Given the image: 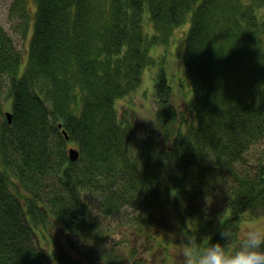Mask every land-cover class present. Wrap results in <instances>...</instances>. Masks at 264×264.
Masks as SVG:
<instances>
[{"label": "trees", "instance_id": "16d2710c", "mask_svg": "<svg viewBox=\"0 0 264 264\" xmlns=\"http://www.w3.org/2000/svg\"><path fill=\"white\" fill-rule=\"evenodd\" d=\"M35 3L26 56L0 25V93L13 101L0 124V264H184L188 240L205 246L221 229L235 247L247 212H264V150L253 152L264 139V0ZM182 26L189 113L171 103L154 53ZM150 66L157 127L140 129L116 101ZM96 211L127 214L153 257L101 245ZM51 228L69 251L41 243Z\"/></svg>", "mask_w": 264, "mask_h": 264}, {"label": "rangeland", "instance_id": "374dc122", "mask_svg": "<svg viewBox=\"0 0 264 264\" xmlns=\"http://www.w3.org/2000/svg\"><path fill=\"white\" fill-rule=\"evenodd\" d=\"M35 0H0V25L4 26L14 39L16 46L26 56L29 48L30 35L32 31L33 11L35 10ZM187 26H182L175 30L172 41L169 46L165 48L162 46L157 52H154L157 58L165 56V65L163 68L169 78V83L172 85L171 103L181 110L189 113V106L192 98V89L189 82L184 78L182 73V51L184 49L185 33ZM29 32V33H28ZM25 59V58H24ZM159 66L147 67L143 74V80L140 86L128 96L117 99L116 106L118 113L122 116L128 114V118L134 123L137 128L143 129L145 127H152L156 129L157 118L156 111L159 108L157 100V92L155 89L156 72ZM8 93L7 88L4 87L1 98H4ZM10 98L4 103V109L12 110L13 105ZM188 115V114H187ZM70 146H77L76 144H68ZM264 150V139L254 146V155L261 154ZM96 214L99 216L100 224L104 232L105 238L102 244L108 246H118L124 252H130L131 246L137 244L139 249L145 252L149 257H153L157 249L151 250L149 244L140 239L136 242L133 237L132 228H126L122 224V219L127 218L128 215L122 213L116 216H104L102 212ZM125 216V217H124ZM264 223V212L257 217H252L249 212L243 218L240 224L239 237L243 234L247 226L252 224ZM47 239L40 238L42 244L47 246V250L51 251L53 246H57L61 250L69 251L70 248L65 242L61 230L56 228L50 229V235ZM239 242V241H238ZM83 250L86 249L84 244ZM149 250H144V249ZM127 255V254H126ZM161 258L159 256L158 260ZM171 259L169 264H173Z\"/></svg>", "mask_w": 264, "mask_h": 264}, {"label": "clouds", "instance_id": "9594fccd", "mask_svg": "<svg viewBox=\"0 0 264 264\" xmlns=\"http://www.w3.org/2000/svg\"><path fill=\"white\" fill-rule=\"evenodd\" d=\"M219 236L205 246L188 240L181 249L184 264H264V223L247 226L235 247L232 231L221 229Z\"/></svg>", "mask_w": 264, "mask_h": 264}, {"label": "water", "instance_id": "95a60500", "mask_svg": "<svg viewBox=\"0 0 264 264\" xmlns=\"http://www.w3.org/2000/svg\"><path fill=\"white\" fill-rule=\"evenodd\" d=\"M12 115H13V114H12L11 111H8V112L6 113V116L8 117L9 122H11V120H12ZM61 126H62V125L60 124V127H61ZM63 132H64L66 138H68V134L66 133V131L63 130ZM68 153H69V157H70L72 160H76V159L79 158V154H80V152H79V149H78L77 147H74V146H70V147H68Z\"/></svg>", "mask_w": 264, "mask_h": 264}, {"label": "flooded vegetation", "instance_id": "af4514ba", "mask_svg": "<svg viewBox=\"0 0 264 264\" xmlns=\"http://www.w3.org/2000/svg\"><path fill=\"white\" fill-rule=\"evenodd\" d=\"M1 96H2V94H0V124H3L5 122V120H8V117L6 116V113L9 110H7V109L5 110L4 109V103H5V101H7V99L5 98V96H4V98H1ZM10 111L13 113V107H12V110H10Z\"/></svg>", "mask_w": 264, "mask_h": 264}]
</instances>
